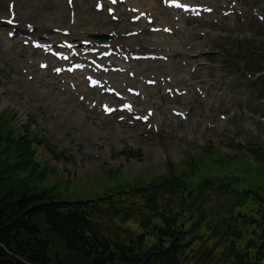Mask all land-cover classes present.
I'll use <instances>...</instances> for the list:
<instances>
[{
  "label": "rangeland",
  "instance_id": "rangeland-1",
  "mask_svg": "<svg viewBox=\"0 0 264 264\" xmlns=\"http://www.w3.org/2000/svg\"><path fill=\"white\" fill-rule=\"evenodd\" d=\"M253 24L258 25L256 22ZM260 29L264 33V25H261ZM218 44H221V41ZM13 49L17 54L16 47ZM11 67L12 61L9 59L8 53L0 47V92L1 90H8L4 100L0 99V112L7 115V121L20 126L32 114L37 119L35 126L45 134L50 133L53 141L58 144L59 149L69 148L67 154L74 149L77 151L76 156L79 160L75 164L70 162L66 165L65 161L56 157L52 158L53 156L49 149L45 146H35L40 162L48 164V166L55 169L54 172H49L46 175L42 186L52 189L53 193L58 195V198L73 199L78 196L71 197V195L102 190L104 192L112 191L116 187V179L123 177L124 174L126 176L135 175L143 171V167L148 172H157L163 168L166 160L176 159L178 161L183 158L182 155L194 150L190 144H186L188 140L198 143V139H201L203 140L202 143H206L211 139L218 143L221 140H226L225 136L229 133L216 131L201 133L178 126L179 130H176L178 133L182 132L183 135H186V138L162 134L150 139V133L147 136H142V134L139 136L138 133H124L122 136L115 138V136L111 137L109 134L113 126L108 125L105 133H102L101 125L91 118V114L81 109L79 111L74 110L67 102V99L64 96H60L63 105H65L67 117L75 122L69 131L80 130L78 134H75L81 136L79 142L74 143V140L69 142L68 138H62L64 128L60 125L61 121L46 118V113L52 109V102L47 99H40L39 95L28 87L24 76L17 71H13ZM219 72L221 75V70ZM38 83L42 85L40 80ZM234 91L240 93L241 96H247V90L244 87L235 86ZM14 95L18 97L17 100L13 99ZM249 98V101H252V97L250 96ZM89 124L97 127L100 132L91 134V137H86L89 132L92 133ZM239 127L240 125H237L236 131ZM83 128H85L84 132L82 131ZM253 128H258V126L252 122L249 124L243 123L241 127L248 133H251ZM253 138L260 139L256 138L255 135H253ZM234 139L236 140L237 137H234ZM159 144L160 148L158 149L156 146ZM162 145L167 147L163 149ZM90 146L101 148L102 158L96 159L97 163L90 162L93 159H89L81 153L83 149L89 150ZM170 146L174 149H168ZM231 148L232 146H227L225 149L228 152H232ZM120 150L126 153L127 156L130 155V157L124 159L123 155L119 153ZM118 166L122 167L124 174L116 170L110 173L105 172L109 169L118 168ZM100 172H104V175Z\"/></svg>",
  "mask_w": 264,
  "mask_h": 264
},
{
  "label": "trees",
  "instance_id": "trees-1",
  "mask_svg": "<svg viewBox=\"0 0 264 264\" xmlns=\"http://www.w3.org/2000/svg\"><path fill=\"white\" fill-rule=\"evenodd\" d=\"M10 174L0 171V264H185L174 234L146 248L143 236L104 244L86 219L91 208L36 195Z\"/></svg>",
  "mask_w": 264,
  "mask_h": 264
},
{
  "label": "bare ground",
  "instance_id": "bare-ground-1",
  "mask_svg": "<svg viewBox=\"0 0 264 264\" xmlns=\"http://www.w3.org/2000/svg\"><path fill=\"white\" fill-rule=\"evenodd\" d=\"M89 1L90 0H74L73 1V9H74V22L72 25H70L67 21V15H68V9L65 4L64 0H45L49 9H44L42 13V20L39 21L35 18V11L37 10L38 3L37 0H25L23 4L17 5L16 10L21 15V19L30 22L34 27L36 32L34 33L36 35L41 36L42 34L51 35V27L53 25L54 19H56L57 23L61 26L68 27L71 31L72 37H78V36H88L100 31H109L113 32L111 36V40L122 43V41L117 37V34L119 30L122 28V25H115L114 23L110 22L106 16H95L89 9ZM131 4L141 6L143 8H146L147 10H151V4L147 1H130ZM221 2H215L214 4L218 6ZM155 4V2H154ZM119 13L123 15L120 11ZM180 25L183 24V20L179 22ZM140 27V26H139ZM20 33H26V31L21 27H19ZM158 35L156 34L155 38H149L146 36V34H143L142 37L146 38V42L150 45H159L161 43V40ZM2 43L5 45L7 49H10L13 42L10 40H6L1 38ZM166 46L173 45V42L165 41L164 43ZM172 54L174 53L173 50H171ZM145 68H149L151 70H161L162 66L160 65H143L139 67L140 70H143ZM72 80L76 81L77 88L81 92L86 93L85 90V83L80 80V78L76 75L72 77ZM110 80L114 83L123 81L121 76H111ZM35 79L33 80V82ZM31 82V84H34ZM37 89V87H36ZM68 94H71V91L66 89ZM98 91V90H97ZM41 93H46L44 90H40ZM5 92H0V99L4 100L6 97ZM153 97L158 101L160 98H163V95L161 93H158L156 91L152 92ZM43 96V95H42ZM92 96L94 98H100L102 99L99 94L94 90L92 92ZM7 102V101H5ZM140 103L141 100H138ZM55 107H59L58 105H55ZM161 108H164V105H161ZM158 149L160 148V144L156 146ZM150 148V146H148ZM162 148L165 149L166 147L162 145ZM97 163V162H95Z\"/></svg>",
  "mask_w": 264,
  "mask_h": 264
},
{
  "label": "snow or ice",
  "instance_id": "snow-or-ice-1",
  "mask_svg": "<svg viewBox=\"0 0 264 264\" xmlns=\"http://www.w3.org/2000/svg\"><path fill=\"white\" fill-rule=\"evenodd\" d=\"M169 3H170L172 6H175V7H182V8H185V10H187V6L178 3V0H169Z\"/></svg>",
  "mask_w": 264,
  "mask_h": 264
}]
</instances>
